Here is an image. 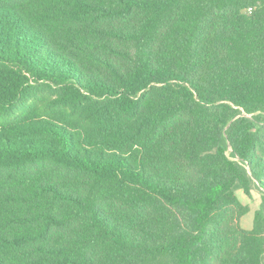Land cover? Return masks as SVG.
I'll return each instance as SVG.
<instances>
[{
	"label": "trees",
	"instance_id": "obj_1",
	"mask_svg": "<svg viewBox=\"0 0 264 264\" xmlns=\"http://www.w3.org/2000/svg\"><path fill=\"white\" fill-rule=\"evenodd\" d=\"M0 264H264V0H0Z\"/></svg>",
	"mask_w": 264,
	"mask_h": 264
},
{
	"label": "rangeland",
	"instance_id": "obj_2",
	"mask_svg": "<svg viewBox=\"0 0 264 264\" xmlns=\"http://www.w3.org/2000/svg\"><path fill=\"white\" fill-rule=\"evenodd\" d=\"M237 195L240 200L251 207L250 211L242 218L241 224L245 229H251L253 227L255 211L260 205V192L253 190L252 196H247L243 190H237Z\"/></svg>",
	"mask_w": 264,
	"mask_h": 264
}]
</instances>
